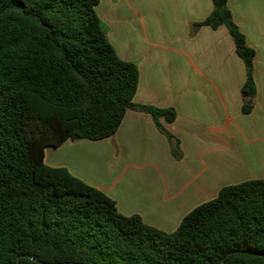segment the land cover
<instances>
[{"label": "trees", "instance_id": "trees-1", "mask_svg": "<svg viewBox=\"0 0 264 264\" xmlns=\"http://www.w3.org/2000/svg\"><path fill=\"white\" fill-rule=\"evenodd\" d=\"M98 2L0 0V264H264V178L222 186L168 233L44 162L47 147L112 136L127 109L150 113L161 131L159 118H175L133 102L138 69L108 41ZM212 5L194 26L227 28L246 69L247 113L254 50L227 0Z\"/></svg>", "mask_w": 264, "mask_h": 264}, {"label": "crops", "instance_id": "crops-1", "mask_svg": "<svg viewBox=\"0 0 264 264\" xmlns=\"http://www.w3.org/2000/svg\"><path fill=\"white\" fill-rule=\"evenodd\" d=\"M254 50L255 95L244 113L246 69L224 25L194 24L212 0H99L95 7L119 58L133 62V102L172 108L171 122L127 109L112 136L47 147L44 162L106 193L119 213L173 232L221 186L264 178V0H227ZM178 154L174 155V149Z\"/></svg>", "mask_w": 264, "mask_h": 264}, {"label": "water", "instance_id": "water-1", "mask_svg": "<svg viewBox=\"0 0 264 264\" xmlns=\"http://www.w3.org/2000/svg\"><path fill=\"white\" fill-rule=\"evenodd\" d=\"M31 259H33V260H35V261H38V262H40V263H42V264H60V263H45V262H43V261L37 260V259L34 258V257H31ZM17 264H19V262H17ZM74 264H80V263H74Z\"/></svg>", "mask_w": 264, "mask_h": 264}, {"label": "rangeland", "instance_id": "rangeland-1", "mask_svg": "<svg viewBox=\"0 0 264 264\" xmlns=\"http://www.w3.org/2000/svg\"><path fill=\"white\" fill-rule=\"evenodd\" d=\"M245 180H246V179H245ZM239 182H241V181L233 182V183H230V184H236V183H239ZM230 184H226V185H230ZM223 186H225V185H223ZM221 187H222V186H221ZM216 195H217V194H216ZM216 195H215V196H216ZM215 196H214V197H215ZM214 197H213V198H214ZM213 198H211V199H213ZM211 199H209V200H211ZM199 204H201V203H198L197 205H199ZM197 205H196V206H197ZM196 206H195V207H196Z\"/></svg>", "mask_w": 264, "mask_h": 264}]
</instances>
